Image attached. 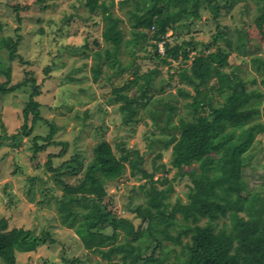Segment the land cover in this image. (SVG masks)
<instances>
[{"label": "rangeland", "instance_id": "374dc122", "mask_svg": "<svg viewBox=\"0 0 264 264\" xmlns=\"http://www.w3.org/2000/svg\"><path fill=\"white\" fill-rule=\"evenodd\" d=\"M85 1L56 0L41 4L38 0H0L2 33L15 37L17 32L22 35L18 47L22 60L15 59L8 63L5 73L0 74V87L21 82L27 73L34 74L41 84L42 91L37 99L42 104V115L57 128L52 139L69 142L64 156L53 158V168H61L63 172L69 168L66 162H71L76 157L79 160H90L93 148L102 141H109L118 156L123 153L119 148L121 143L135 150L130 159L140 158L136 174H132V167L127 161L123 175L105 186L107 195L104 197V204L110 217L100 227V231L108 234L116 232L118 241H124L137 231L142 235L148 225L140 215V207L146 204L150 178L143 177L140 168L153 173L154 180L162 177L168 179L167 183L156 184L158 189L172 185L173 190L168 198L171 205L177 201L188 203L190 195L200 199L199 192L193 188L191 176L187 174L191 167H184L179 171L173 168V148L166 145L172 134H179L175 125L184 130L194 117L189 106L193 99L182 95L179 90H187L191 94L195 91L192 86L180 81L178 70L182 66H190L195 54L208 52L203 43L213 40L218 31V22L222 28L228 27L235 38L230 57L231 67L225 70L230 72L238 68L239 79L242 77L246 81V89L262 93L261 97L251 101L262 109L264 73L253 67L252 59L264 56V37L256 23L258 10L255 0L236 3L219 0L220 14L216 21L209 10L202 9L200 19L190 22L183 19L176 28L167 32L166 39L171 42L172 48L182 41L190 42L193 39L199 42L196 49L192 50L193 47L189 44L183 45L177 58L168 55L171 64H163L154 59L155 49L151 44L154 41L147 38L144 42L151 44L147 45V49L139 43L133 48L134 53L125 49L120 53L123 69L118 64L114 67L113 64H104L101 77L95 81L92 72L94 52L99 47L102 50L107 48V43L103 42L101 36L104 29L102 17H91L84 6ZM16 6L20 7L19 12L15 11ZM133 6L134 2L131 0H114L113 10L123 20L121 26L126 34L124 46L128 47L135 39L132 19L128 13ZM73 15L70 24L64 21L66 17ZM96 39L101 42V46L95 45ZM87 43L90 45L88 49L85 47ZM164 45V41H160L158 45L159 52L163 55ZM184 50L188 57L181 54ZM47 66H52L48 74L44 71ZM156 68L158 73L152 76L150 99L145 97L139 101V85H133L122 92L130 95L129 102L136 99L139 103L134 101L131 106L126 101L117 100V91L128 84L137 72L143 75ZM7 72L11 73L10 83ZM253 78L256 79L255 82H252ZM216 83L217 79L213 77L204 89L208 90V96L215 103L219 101L218 95L209 87ZM26 101L28 92L22 89L8 96H0V219L7 218L10 229L22 227L32 230L38 236L50 233L55 240L39 244L34 251L17 252L16 264H95L101 260V255L87 249L75 230L64 227L60 220L58 200L64 193V187L53 177L54 172L47 167V161L49 154L59 152L62 147L50 146L35 154L32 149L33 138L46 136L49 132L44 122L38 123L29 137L18 134L24 124L23 108ZM122 107H125L123 111ZM86 111H89V116L85 115ZM167 112H173L171 125L174 126L171 131L159 128H170L165 122L164 114ZM156 114L159 115L157 123L154 119ZM261 120L264 123V115H261ZM2 124L7 127L8 136L14 133L18 135L15 144L8 137L2 138ZM244 157L234 161L232 167V175L241 184V208L250 195L264 191V131L257 135L250 153ZM162 164L165 168L156 170ZM60 178L74 186H78L82 179L74 178L71 174ZM177 217L182 220L180 212H177ZM168 243L172 245V242ZM180 249L178 246V252ZM0 264H4L1 259Z\"/></svg>", "mask_w": 264, "mask_h": 264}, {"label": "trees", "instance_id": "16d2710c", "mask_svg": "<svg viewBox=\"0 0 264 264\" xmlns=\"http://www.w3.org/2000/svg\"><path fill=\"white\" fill-rule=\"evenodd\" d=\"M48 1L56 0H38L41 4ZM131 1L134 6L128 13L132 19V33L135 39L129 47L124 46L126 34L121 26L123 20L117 17L113 10L114 0H111V3L109 0L84 2L91 17L101 16L104 21L101 36L103 42L107 43V48L102 50L99 47L101 42L94 40L95 45L99 47L94 52L95 61L92 65L95 81L101 77L104 64H113V67L118 64L123 69L119 59L120 53H123L124 49L134 53L133 48L139 43L147 49L150 44L144 42L147 38L154 41L151 43L155 49L154 59L163 64H171L168 55L177 58L183 45H192L194 50L199 42L193 39L190 42L182 41L180 45L172 48L171 42L166 39L168 30L176 28L183 19L185 22L200 19L202 9L209 10L215 21L220 14L219 0ZM240 1L247 0L228 2ZM255 1L258 10L256 23L264 37V0ZM15 11L19 12L20 7L16 6ZM73 17L74 15L66 17L64 21L70 24ZM217 29L213 40L203 43L208 52L195 54L191 65L182 66L177 72L180 81L192 86L195 91L191 94L187 90H179L182 95L193 99L189 106L194 117L184 130L175 125L179 134H172L166 143L173 148V168L179 171L184 167H191L187 174L191 176L193 188L199 192L200 199L190 195L188 203L177 201L171 205L168 198L173 190L172 185L158 189L156 184L167 183L168 179L162 177L154 180L153 173L140 168L143 177L150 178V186L146 190V204L140 207V215L148 225L142 235L137 231L124 241H118L116 232L108 234L100 231V227L106 224L110 217L104 204V197L107 195L105 186L123 175L127 161L132 167V174H136L140 158L130 159L135 150L121 143L119 148L123 153L118 156L109 141H102L93 148L90 160H79L76 157L71 162H66L69 168L63 172L61 168H53V158L64 156L69 142L52 139L57 133V128L42 115V104L37 99L42 91L41 84L37 82L34 74L27 73L21 82L0 87V96H8L21 89L28 92V101L23 108L24 124L18 134L29 137L40 122L48 126L49 132L46 136L33 138L32 149L35 154L50 146L62 147L59 152L49 154L47 161V167L54 172L53 177L64 187V193L58 200L60 220L64 227L75 230L87 249L97 251L101 255V260L95 264H264V191L250 195L245 206L241 208V184L232 175L234 161L245 158L257 141V135L264 131V123L261 120L264 107L261 109L257 103L251 102L254 98L261 97L262 93L255 89H246V81H243L242 77L239 79L238 68L230 72L225 70L231 67L230 57L234 50L235 38L228 27L224 29L218 22ZM2 31L0 22V74L5 73L9 62L22 60L18 53L22 35L17 32L16 37L6 36ZM160 41L165 44L164 55L159 52ZM85 47L88 49L89 43L85 44ZM181 54L188 57L185 50ZM252 64L257 71L264 73V56L254 57ZM51 68L52 66H47L45 73H50ZM155 73H158L157 68L143 75L137 72L128 84L117 91V100L126 101L131 106L134 101L138 102L136 99L129 102L130 95L122 92L133 85H139V101L145 97L150 99L149 91L153 87L152 76ZM6 76L10 83L11 73L7 72ZM213 77L217 79V83L209 89L216 91L219 100L217 103L208 96V90H204ZM251 80L256 81L255 78ZM262 83L264 84V78ZM124 109L125 107H122V111ZM85 115L89 116V111H86ZM164 116L170 128H159L171 131L174 126L171 125L173 112H167ZM154 119L157 123L159 115L156 114ZM1 128L2 138H9L15 144L18 135L14 133L8 136L5 124H2ZM248 163L247 161L246 164ZM162 168H165V165L156 167V170ZM65 174L82 178L81 183L78 186L71 182L66 183L60 178ZM177 212L182 214L184 221L177 217ZM54 240L50 233L38 236L30 229H10L8 219H0V259L4 264H16L17 252L34 251L39 244ZM168 241L172 242V245ZM178 246L181 247L180 252Z\"/></svg>", "mask_w": 264, "mask_h": 264}]
</instances>
